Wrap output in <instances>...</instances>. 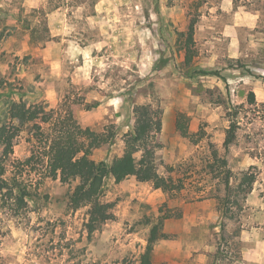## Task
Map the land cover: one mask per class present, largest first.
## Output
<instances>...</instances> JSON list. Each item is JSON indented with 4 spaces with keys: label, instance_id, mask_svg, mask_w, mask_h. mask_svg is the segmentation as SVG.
Masks as SVG:
<instances>
[{
    "label": "clouds",
    "instance_id": "9594fccd",
    "mask_svg": "<svg viewBox=\"0 0 264 264\" xmlns=\"http://www.w3.org/2000/svg\"><path fill=\"white\" fill-rule=\"evenodd\" d=\"M57 2L60 9L51 12L49 18L63 16L65 19L60 28L52 30V35H62L61 43H67L60 63L75 69L74 85L84 82L75 89L76 96L83 95L84 99L78 107L71 99L59 104L49 103L47 89L38 86L34 94L25 97L26 107L43 102L44 111L51 112L52 123L56 125L45 127L46 135L56 140L70 137L77 146H83V150L73 154V165L84 158L92 139L98 137L104 151L89 155L87 160L97 174L107 172L103 189L112 191L107 195L98 191L91 201L80 199V210L76 213L79 219L64 217L71 226L63 238L60 233L64 229L53 233L45 225L49 220L58 221L63 215V208L57 210L54 202L57 195L63 197L61 203L66 205L78 196V188L81 192L91 188L78 170L71 174L57 170L55 181H45V186H54L53 200L46 206L43 199L29 196H24L25 206H20L18 189L12 188L11 199L4 195L7 189L0 191V264H140L142 258L154 254L159 246V234L149 252L145 241L150 238L151 225L145 226L142 222L148 209L140 207L141 203L150 202L147 193L134 194L137 204L132 205V212L124 211L119 204L107 208V213H114L117 221L109 219L106 223H97L90 243L79 239L81 224L89 219L88 210L97 200L100 205L108 204L117 196L126 203L132 200L131 196L124 197L116 190L113 175L115 164L129 151L135 172L141 174L150 168L149 183L163 189L157 193L156 203L167 201L178 217L184 201H203L198 204L201 212L195 219L188 218L186 226L185 221L180 220L184 227L174 236L180 241L179 246L169 249L170 264H264V196H261L264 193V120L261 119L264 116V31H253L264 30V0H238L236 12H233L232 0L217 5L229 14L232 24L224 32L225 36L233 35L227 55L233 60L243 56L252 73L241 75V69H228L223 65V74H230L227 80L230 96L219 79L187 75V70L174 58V49L170 50L161 40V24L167 25L170 18L176 23L183 16L184 0H174L173 8L166 7L167 0H83V3H73L71 8L69 0H52L51 3L49 0H16L17 7L12 11L22 8L23 15L29 17L35 10V27L41 10L47 14ZM11 4L12 0H0V8ZM157 4L158 11L155 10ZM68 11L72 12L71 17L66 16ZM211 19L214 21L216 17ZM201 20L207 24L208 18L202 16ZM237 24L247 29L248 40L242 53L237 51L234 36ZM207 26L211 28L210 24ZM69 36L70 39H64ZM216 59L214 54L199 67H220ZM53 77L60 79L59 72L54 70L48 74V78ZM8 79L15 82V77ZM89 85L94 86L93 91L82 93L81 89ZM217 86L219 91L210 95L208 89L214 90ZM58 91L62 99L64 89L58 87ZM250 92H256L253 105L247 102ZM219 96L227 102L223 106L215 103ZM12 99L20 102L18 94ZM97 99L99 109L93 108L91 114L82 111L85 105ZM240 104L244 108L235 122L242 127L236 141L225 146L226 131L233 122L226 112ZM12 122L20 123L18 119ZM105 125L110 127L105 128ZM89 128L92 135L85 134ZM245 135L251 137L250 142L244 139ZM133 140L137 142L130 147ZM30 147H35L43 163L37 173H26L16 179L28 185L29 192H35L36 181L49 169L51 154L44 153L50 144L34 139ZM31 154L18 152L11 160H23ZM13 171L9 167L0 180L11 184ZM245 175H255V182L245 183ZM181 181L183 189H180ZM174 188L177 190L173 191ZM45 190L46 187H41L40 193ZM209 202L210 209L206 207ZM151 220L153 225L158 223L155 214H151ZM34 226L38 230L34 231ZM83 235L87 236V231Z\"/></svg>",
    "mask_w": 264,
    "mask_h": 264
},
{
    "label": "rangeland",
    "instance_id": "374dc122",
    "mask_svg": "<svg viewBox=\"0 0 264 264\" xmlns=\"http://www.w3.org/2000/svg\"><path fill=\"white\" fill-rule=\"evenodd\" d=\"M51 2L52 0H49V3ZM223 2L224 0H184V5H182V7L185 8L183 16H181L176 23H173V20L170 18L167 25L161 24L159 31L161 33V40L170 50L174 49V58L178 59L180 61V65L187 70V75L201 76L207 80L219 79L224 84L225 90L229 92L230 96V86L227 84L230 74H223L225 72L223 65H226L228 69H241V75H244L245 72L249 75L252 73L251 70L247 68V62L243 56L239 59L233 60L227 55L229 47L233 41V35H224L225 30L231 28L232 24L228 20L229 14L224 13L221 8L217 7V5ZM73 3H83V0H69V8L72 7ZM232 4L233 12L238 11V0H232ZM205 5H207V8H205ZM15 7H17L16 0H12L10 7L0 8V127L7 124L9 129L15 135L13 140V153L3 160V164L6 168V174L8 173L9 167H11L14 170L11 176H22L26 173L28 175H31V173H37L38 168L43 161L39 158H35L31 164H23L25 160L33 155V147L30 146L32 145V141L37 139L39 133L37 129L33 127V123L21 126L20 123L17 125L12 122L15 119L11 118L9 110L11 104L16 102L12 99V96L18 94L20 102L28 104L25 97L28 96L29 93L34 94L38 86H43L47 89L49 94V103L59 104L63 101L71 99L73 105L78 107L84 99V96H76L75 89L81 87L84 82L81 81L80 84L74 85L72 81L75 75V69L70 67L66 68L65 65L60 63V58L66 54L64 50L67 48V43L65 42L62 44V35H52V30L60 28L62 26L61 21L64 20L65 17L56 16L54 19L49 18L51 12L60 9V2H57L54 8H50L47 14L43 13V10H41V18L35 27H33L34 21L37 20L35 10L29 14V17H26L23 15L24 10L22 8L16 12L12 11ZM166 7H175L174 0H167ZM213 8L215 9L214 12L210 11ZM158 9L159 4H157L155 10L158 11ZM66 16L71 17L72 12L68 11ZM202 16L208 18L207 24H210L211 28H209L207 24L201 20ZM212 16L216 17L214 21L211 19ZM193 17L196 18V30L193 44L195 51L193 60L191 62H187L185 59V50L183 49L186 36L181 35V32H186L188 30V26ZM148 27L151 31V25H148ZM201 27H203V31H200ZM253 31L262 32L264 30L254 29ZM153 34L155 35V32ZM234 36L237 44V51L241 53L244 52L248 40L246 27L244 25L237 24ZM70 38L71 37L69 36L64 39L67 40ZM214 54L217 57L216 63L220 65V67L213 69L199 67V65H202L204 62L211 59ZM92 55L94 57L95 52H93ZM78 59L81 60V66H83L82 57H79ZM167 62L168 61H164V63ZM252 63L255 65L256 61H252ZM57 65H59V68L56 67ZM54 70L59 72L60 79H56L55 77L51 79L48 78V74ZM211 71H217L219 73H205ZM65 73H67V75H65ZM8 77H15V82H10ZM200 86L203 87V84L201 83ZM58 87L64 89L62 99L60 92L58 91ZM93 87V85H89L86 89L82 88L81 91L82 93L92 92ZM214 91L218 92L219 86H217L214 90L208 89L210 95L213 94ZM252 93L254 94V98L252 97ZM240 95L243 96V93ZM247 102L249 105L256 103V92L248 93ZM215 103L223 106L227 102L224 101L223 96H219L216 97ZM40 104L44 105L43 102ZM93 108H100V101L98 99L91 101L88 105H85L82 111L84 113L91 114ZM243 108L244 105L240 104L239 106L233 108L231 112H226V115L232 118L233 121L230 124V128L233 126L232 124H235L236 126L235 139L232 142L236 141L237 132L242 127L235 122V117L240 115V110ZM102 119L106 120L107 117H102ZM245 119H247V116ZM261 119L264 120V116H262ZM249 123H251V121H249ZM45 126L49 127L48 125H44V127ZM108 127L110 126L105 125V128ZM22 133L25 135L22 136ZM227 134L228 130L226 131V136L223 141L225 146L229 144ZM244 139L250 142L251 137L245 135ZM0 149H2L0 150V156H2L4 150L3 146L0 145ZM25 151L31 152L32 154L23 160H11V157L16 155L18 152ZM103 151L104 149L101 146L95 149L92 155H97ZM224 163L227 162L225 161ZM56 179L57 178L49 176L48 171L45 172L41 178L36 181L37 187L36 191L33 192V198L36 200L43 199L46 206L49 201L53 200L52 193L54 186L51 184L45 186V181H55ZM183 186L184 182L181 181L180 189H183ZM41 187H46L43 194L40 193ZM115 188L116 190L122 192L124 197H132V200L127 203L120 196H117L115 200L110 201L114 204L113 208L119 204L126 212H132V205L137 204L136 195L134 194L144 195L147 193L151 198L150 202L140 204V207L148 209V212L145 213L142 222L145 226L151 225L149 229V231H151L153 227L151 214H155L157 221H159L160 218L162 219L163 226L161 231L166 234V237L158 240L159 246L156 252L152 255V264H170L168 254L169 249L178 247L180 244V241L174 238L175 234L182 231V227L186 226L188 218L195 219V217L200 214L201 209L198 207V204L203 203V201H184L182 205H180L181 211L177 217L173 214L172 209L169 208L167 201L156 203L157 193L162 192L163 189L155 188V186L149 182L139 181L135 176L130 175L121 181L115 180ZM176 190L177 189H173V191ZM110 191H112V189H103V195H107ZM261 196H264V193H261ZM62 199V196L57 195L54 202L57 206V210L63 208V215L58 219V221L49 220L47 225H45V227L53 233H55L57 229H64L65 231H61L60 233L61 238L66 235L67 228L71 226L69 220L64 217L79 219L76 213L80 210L78 209L74 211L69 208L68 204L62 205ZM206 207L209 209L211 208L210 202L206 205ZM38 209L39 205H37V210ZM111 220L113 222L117 221L115 214ZM180 220L185 221L184 226L181 225ZM35 230L38 229L34 226V231ZM209 230H211V226ZM85 231L87 230L85 229L84 222L81 224L79 239H87L90 243L92 235L89 237L88 232L87 236L83 235ZM145 244H148V240L145 241ZM49 251H51V249H49Z\"/></svg>",
    "mask_w": 264,
    "mask_h": 264
},
{
    "label": "trees",
    "instance_id": "16d2710c",
    "mask_svg": "<svg viewBox=\"0 0 264 264\" xmlns=\"http://www.w3.org/2000/svg\"><path fill=\"white\" fill-rule=\"evenodd\" d=\"M196 30V18L193 17L188 26V30L186 32H181V35H185V42L183 45V49L185 50V59L187 62H191L194 57V35ZM205 73H213L218 74L219 72H205ZM252 97L254 98V94L252 93ZM27 104L23 102H13L11 104L9 114L12 119H18L20 121V125L24 126L26 124L33 123V127L37 129L39 136L35 139L38 143H49L50 147L44 153V155L51 154V158L49 161V176L57 178V170H60L62 174L69 173L71 174L73 171L78 170L82 175L86 177V182L91 184V188L87 192H81L80 188L77 189L78 196L72 200V203L68 204L69 208L72 210L79 209V201L80 199H87L91 201L92 197L96 195L99 191L101 195H103V184L104 177L107 175V172H101L97 174V170L93 168L87 157L93 154V151L99 147H101V143L99 142V138H93L91 143L89 144V149L84 152V158L81 159L76 165L71 163L72 156L75 152L83 150V146H77L70 137L67 140H56L52 139L50 136L46 135L44 129V125H48L49 127H56L52 123V114L51 112L44 111V105L42 104H33L31 108L26 107ZM54 111V110H53ZM69 118L71 113L68 114ZM229 128L227 138L228 142L231 143L235 139V131L236 126ZM143 131V126L141 128V132ZM86 135H92L91 129L85 130ZM14 133L9 129L7 124H4L0 127V145L3 146V155L0 156V177L6 174V168L3 164V160L10 156L13 153V140ZM137 142L133 140L130 144V147ZM126 143H129L126 141ZM33 155H31L27 160L23 162V164H31V162L35 158L41 159V156L37 154L35 147H33ZM115 159V158H114ZM42 160V159H41ZM22 164V162L20 161ZM141 163H144L141 161ZM103 165V161H101ZM151 169H144L141 174H137L133 169V161L131 157V153L126 152L125 157L122 161H119L115 164L114 168V177L116 181H121L127 176L133 175L139 181L149 182V174ZM230 175V173H229ZM17 175L11 176V184H9L6 180H0V191L7 189V192L4 195L11 199L13 196L12 188H16L19 190V195L17 196V203L20 206H25L24 196H29V198H33V192L28 191V185H26L23 181H18L16 179ZM66 176L64 179L66 180ZM255 175L249 177L245 175L244 182L251 185L255 182ZM155 188H160L158 184H153ZM175 189V188H174ZM5 203L7 201L5 200ZM113 202H109L106 205H100L98 200L93 205L92 209L88 210L89 219L85 222V229L88 232V236L90 237L92 233L97 230V223H105L109 219L114 217L113 213H107V208H113ZM227 215V212L225 213ZM163 221L160 218L157 224H154L150 231V238L148 239V251L151 252L150 245L153 240H156L157 235L159 234V239L166 237V234L162 232ZM224 231V225L221 224V232ZM223 238V237H222ZM153 255V254H152ZM152 255H150L147 259L142 258L140 260V264H152Z\"/></svg>",
    "mask_w": 264,
    "mask_h": 264
}]
</instances>
